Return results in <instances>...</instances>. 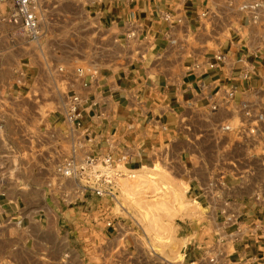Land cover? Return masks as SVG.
<instances>
[{"label":"crops","instance_id":"crops-1","mask_svg":"<svg viewBox=\"0 0 264 264\" xmlns=\"http://www.w3.org/2000/svg\"><path fill=\"white\" fill-rule=\"evenodd\" d=\"M257 1L41 0L40 35L43 17L58 7L82 16L71 12L61 26L75 22L96 47H112L105 64L99 48L90 50L94 61L82 77L41 69L33 41L0 29V264H264V123L255 141L236 131L247 121L239 105L264 110ZM218 53L224 62L207 68ZM35 84L62 97L39 102L59 105L56 116L42 118L51 133L35 126L38 103L27 97ZM229 89L234 98L225 103ZM72 94L82 99L78 133L66 129ZM6 95L19 101L7 105ZM11 117L29 129L6 132ZM73 146L79 158L124 154L130 169L148 166L154 154L174 161L197 213L181 259L157 254L114 212V198L79 193L76 180L56 176Z\"/></svg>","mask_w":264,"mask_h":264},{"label":"rangeland","instance_id":"rangeland-1","mask_svg":"<svg viewBox=\"0 0 264 264\" xmlns=\"http://www.w3.org/2000/svg\"><path fill=\"white\" fill-rule=\"evenodd\" d=\"M68 10L56 8L51 10L46 19L47 33L42 34L36 41L31 42V48L36 51V61L43 70L57 71L63 67L68 70H75L78 67H84L94 61L90 50L96 48L100 51V63L108 62V53L110 44L107 41H101L99 47L92 37H86L83 34V27L77 26L73 22L68 26H61V21L66 16H71ZM68 14V15H67ZM75 19L81 14L74 15ZM82 17V16H81ZM40 18V15H39ZM28 100L36 99L37 104V122L38 133H51L45 127L42 118L46 115L56 116L60 110L58 104H49L41 106L39 102L45 98H53L60 102L62 98L55 89H43L35 84L31 90V95H27ZM6 104H17L19 99L12 96L5 97ZM27 109L24 117L27 115ZM21 115V114H20ZM19 127L25 130L29 129V123L17 121L12 118L7 123L8 133H15ZM66 129L73 133L68 124ZM4 133V131H3ZM129 158L126 167L129 165ZM174 161L166 155L154 154L152 160L146 167L137 169H124L125 176L119 179V185L113 201L114 212H118L133 222L140 230V234L145 233L149 238L154 251L164 257L172 259H181V248L187 243L188 233L186 227L195 219L196 208L187 196V183L185 180L178 179V174L174 170ZM197 219V218H196ZM195 219V221H196Z\"/></svg>","mask_w":264,"mask_h":264},{"label":"built area","instance_id":"built-area-1","mask_svg":"<svg viewBox=\"0 0 264 264\" xmlns=\"http://www.w3.org/2000/svg\"><path fill=\"white\" fill-rule=\"evenodd\" d=\"M41 0H0V29L7 28L15 30V34L20 38H27L36 41L40 36L39 15ZM264 0H258L255 7H263ZM168 17V16H167ZM166 17V18H167ZM225 56L222 53L215 54L212 61L206 63L207 68H215L224 62ZM193 68H199L194 64ZM63 67L58 71H63ZM78 77H82L83 69L78 67L74 70ZM234 98V90L226 92L225 103H229ZM82 99L79 95L72 94L68 97L64 105L65 121L73 133H78L80 122V106ZM217 106L213 105L212 110ZM246 122L236 126V131L244 139L255 141L259 132V126L264 123V110H253L247 103L238 106ZM222 132L232 130L230 125H222L218 128ZM234 130V129H233ZM91 141V138L88 137ZM128 157L124 154L116 156L113 153L99 155L86 154L81 158L77 157L76 147H71L69 156L56 163L55 174L57 177L74 179L79 183V193L87 191L98 197L115 198V193L119 185V179L125 176ZM261 193L254 194L255 200H261ZM65 199L68 195H64ZM108 226H112L108 222ZM214 257L209 261L214 262Z\"/></svg>","mask_w":264,"mask_h":264}]
</instances>
